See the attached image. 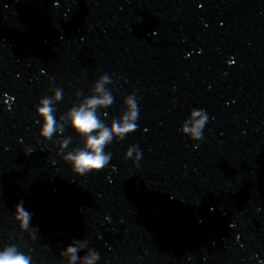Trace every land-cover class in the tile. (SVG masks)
Returning a JSON list of instances; mask_svg holds the SVG:
<instances>
[{"label":"clouds","instance_id":"obj_1","mask_svg":"<svg viewBox=\"0 0 264 264\" xmlns=\"http://www.w3.org/2000/svg\"><path fill=\"white\" fill-rule=\"evenodd\" d=\"M112 83V78L105 73L92 85L90 95L84 96L81 91H77L75 95L79 103H74L67 112L59 116V119L55 115V105L63 99L62 88H51L52 95L41 98L36 106V115L42 120L39 136L44 141L52 140L54 135L62 137L56 141L57 155L63 154V160L78 176L99 172L107 167L112 159V153L105 152V148L114 139L123 141L138 127L136 121L139 119V106L134 93L124 97L123 111L119 117L111 119L110 125L105 124L101 119V115L107 118V113H101L99 110L110 108L115 100L112 92L106 87ZM82 96L84 98L81 100ZM207 122L208 115L205 110L192 109L188 118L182 123L180 132L193 141H201ZM66 126H70L75 134L82 138L81 145L67 152L65 150L69 148L73 137L63 135ZM198 146V144L194 145V147ZM31 151L26 149V154ZM141 158L142 152L135 144L130 145L124 153L125 160L132 159L137 165ZM32 216L33 214L24 207V201H19L15 206L13 218L18 222L22 232L29 231L30 237L35 239L38 228L30 229ZM85 250V254L81 256L80 253ZM60 256L65 258L66 264H96L100 259L99 252L89 248L87 240L81 239H73L71 244L60 252ZM0 264H32V258L20 251L17 245L12 244L0 250Z\"/></svg>","mask_w":264,"mask_h":264}]
</instances>
